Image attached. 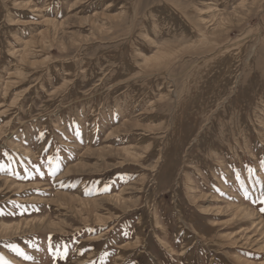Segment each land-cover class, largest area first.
Returning a JSON list of instances; mask_svg holds the SVG:
<instances>
[{
	"label": "rangeland",
	"instance_id": "1",
	"mask_svg": "<svg viewBox=\"0 0 264 264\" xmlns=\"http://www.w3.org/2000/svg\"><path fill=\"white\" fill-rule=\"evenodd\" d=\"M262 201L264 0H0V264H264Z\"/></svg>",
	"mask_w": 264,
	"mask_h": 264
},
{
	"label": "flooded vegetation",
	"instance_id": "2",
	"mask_svg": "<svg viewBox=\"0 0 264 264\" xmlns=\"http://www.w3.org/2000/svg\"><path fill=\"white\" fill-rule=\"evenodd\" d=\"M60 235L65 236L67 241H69L68 235H64V234H60ZM68 246H69V244L67 242L65 247H68ZM22 250L23 251H29V249H25L24 247L22 248ZM60 250H51V249H49V250H46V249L35 250L34 251V260L36 261V264H56V262L59 258V254L64 255L60 252ZM73 256H71L70 258H73ZM20 257H21L20 258L21 261L24 263L33 261L31 256H29L28 259H26L24 256H20Z\"/></svg>",
	"mask_w": 264,
	"mask_h": 264
},
{
	"label": "snow or ice",
	"instance_id": "3",
	"mask_svg": "<svg viewBox=\"0 0 264 264\" xmlns=\"http://www.w3.org/2000/svg\"><path fill=\"white\" fill-rule=\"evenodd\" d=\"M262 202H264V201H262ZM10 247L12 248L13 251L19 253L21 256H24L25 255L24 252H23V250L20 249L18 246L11 245ZM25 258H28V257H25ZM0 260H3V256H0ZM4 264H10V262L4 261Z\"/></svg>",
	"mask_w": 264,
	"mask_h": 264
},
{
	"label": "bare ground",
	"instance_id": "4",
	"mask_svg": "<svg viewBox=\"0 0 264 264\" xmlns=\"http://www.w3.org/2000/svg\"><path fill=\"white\" fill-rule=\"evenodd\" d=\"M48 22V21H47ZM33 41V40H32ZM155 56V55H154ZM152 58V57H151ZM162 58V57H161ZM147 60V59H146ZM149 60H151V59H149ZM148 61V60H147ZM154 61H156V60H154ZM149 62V61H148ZM158 62V61H157ZM168 62V61H167ZM147 63V62H146ZM149 64V63H148ZM126 150H128V149H126ZM128 155H133V153H131V152H128ZM70 171V170H69ZM68 172V171H67ZM71 172H72V170H71ZM69 175V174H68ZM61 203V202H60Z\"/></svg>",
	"mask_w": 264,
	"mask_h": 264
}]
</instances>
